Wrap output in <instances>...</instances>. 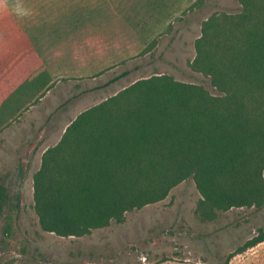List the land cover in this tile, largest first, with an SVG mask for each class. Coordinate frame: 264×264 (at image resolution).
Listing matches in <instances>:
<instances>
[{
	"label": "trees",
	"instance_id": "1",
	"mask_svg": "<svg viewBox=\"0 0 264 264\" xmlns=\"http://www.w3.org/2000/svg\"><path fill=\"white\" fill-rule=\"evenodd\" d=\"M239 3L234 15L205 19L194 44L192 68L218 96L165 75L139 80L81 112L43 153L33 175L43 231L81 237L189 178L199 218L264 206V0ZM262 242L264 229L227 261Z\"/></svg>",
	"mask_w": 264,
	"mask_h": 264
},
{
	"label": "rangeland",
	"instance_id": "2",
	"mask_svg": "<svg viewBox=\"0 0 264 264\" xmlns=\"http://www.w3.org/2000/svg\"><path fill=\"white\" fill-rule=\"evenodd\" d=\"M196 1L78 0L74 4L80 6L81 15L93 11L95 30L106 24L107 40L90 39L95 47L106 46L116 62L95 65L85 77L61 78L54 101L42 100L41 94L19 116L1 121L0 264H264V242L227 261L230 252L264 229V206L219 211L211 220L199 218L195 211L201 196L191 178L173 187L163 200L127 212L121 222L112 221L81 237L43 231L34 210L33 175L42 155L60 141L81 112L136 81L161 75L218 96L209 78L192 68L194 44L205 19L234 15L241 5L239 0H202L187 10ZM110 7L111 16L103 17ZM123 20L137 28L143 47L129 42L131 52L120 53Z\"/></svg>",
	"mask_w": 264,
	"mask_h": 264
},
{
	"label": "crops",
	"instance_id": "3",
	"mask_svg": "<svg viewBox=\"0 0 264 264\" xmlns=\"http://www.w3.org/2000/svg\"><path fill=\"white\" fill-rule=\"evenodd\" d=\"M77 1L0 0V127L2 120L16 118L41 94L42 100L54 101L61 78L85 77L95 65L116 62L106 46L95 47L90 39L107 40L106 24L95 30L93 11L81 15L80 6L74 7ZM17 3L30 14L18 17ZM111 7L103 17L111 14ZM120 26V43H124L120 53L131 52L129 42L143 47L137 28L125 20ZM128 32L134 35L129 37Z\"/></svg>",
	"mask_w": 264,
	"mask_h": 264
},
{
	"label": "clouds",
	"instance_id": "4",
	"mask_svg": "<svg viewBox=\"0 0 264 264\" xmlns=\"http://www.w3.org/2000/svg\"><path fill=\"white\" fill-rule=\"evenodd\" d=\"M15 14L18 17L23 18V17L28 16L30 13H29V10H27L22 4L17 3L15 5Z\"/></svg>",
	"mask_w": 264,
	"mask_h": 264
}]
</instances>
